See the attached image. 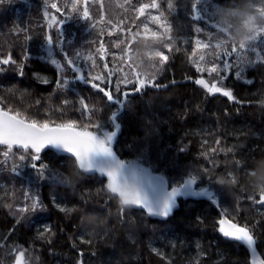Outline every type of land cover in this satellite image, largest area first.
Returning a JSON list of instances; mask_svg holds the SVG:
<instances>
[{
    "label": "trees",
    "instance_id": "trees-1",
    "mask_svg": "<svg viewBox=\"0 0 264 264\" xmlns=\"http://www.w3.org/2000/svg\"><path fill=\"white\" fill-rule=\"evenodd\" d=\"M212 1L202 0L197 9L211 23L226 28V33L210 27L204 19H195L192 8L195 0H132L127 12L120 7L121 0H90L92 21L74 15L65 19L62 26L54 24L51 29L45 12H53L58 18L60 14L50 4L57 3L66 13L65 5L70 6V0H0V57L10 54L16 61L4 65L0 71V103L6 110L18 111L28 86L49 88L61 78L70 81L68 76L76 75L66 66L56 47L57 37L63 40L64 50L84 69L87 77L91 76L89 69L99 68V73L104 74L108 69L116 71L123 66L131 71L133 78L136 73L141 78L154 73L157 83L182 80L166 89L143 88L141 92H133L135 84H123L122 75L116 71L110 84H101L115 92L120 82L121 92L130 93L128 103L118 112L120 128L113 141L114 151L127 162L165 176L170 187L190 173L198 174L197 189L206 187L216 197L215 203L205 198L181 197L178 208L167 217L149 215L129 206H123L121 212L119 198L106 190L107 179L78 171L72 156L41 150L37 163L47 165L41 177L31 167L32 153L14 146L4 162L3 152L8 149L0 145V264H17V258L20 264H252L253 258L264 259V204L250 199L258 200L260 188L264 187V182L258 179L264 172V33H256L258 28H264V23L247 24L249 15L264 14L260 11L264 0ZM153 2L158 7H150L152 14H159L170 25L167 35L152 36L153 31L163 32L159 25L150 24L145 31L141 25L121 24L132 9L135 11L132 14L139 15L142 4ZM101 5L113 24L131 31L124 34L117 30L107 35L112 26L98 22ZM58 29H62V37ZM241 30L243 35L237 38L236 33ZM49 32L54 38L51 57L63 61L64 72L60 74L53 68H30L19 57V54L49 55L44 39ZM26 35L31 39H25ZM253 35L257 39L248 42L249 46L239 56L230 59L234 65L232 73L238 67L243 74L237 77L225 71V78L218 82V86L232 91L236 102L221 93L210 94L194 83L201 74L196 72L193 60L204 55L201 64L208 66L223 52L215 47L219 41L226 42L225 48L230 50L232 41L238 45ZM124 36V43L116 48L115 42ZM197 40L210 47H197ZM101 41L107 49L103 61L96 51ZM166 44L172 45L171 51ZM153 50L168 56L164 65H160L158 57L151 58ZM75 52L80 56L76 57ZM89 56L95 60V66ZM104 63L110 68L104 69ZM203 77L209 83L214 82L207 73ZM70 84L91 90L99 97L100 101H96L85 93L89 108L100 109L92 119L102 123L104 131L112 130L108 118L118 106L110 105L92 87L81 82ZM54 98L59 99L56 111L62 122H87V114L81 112V98L70 87H57ZM65 100L69 101L67 105L63 104ZM212 148L218 150L212 152ZM20 155L26 159L19 160ZM14 165L16 171L12 170ZM57 174L71 177V183H62ZM233 178L236 183L227 182ZM219 179L226 183H217ZM26 193L30 197L38 196L44 209L20 212L18 209L32 202L26 199ZM223 212L252 229L255 257L245 246L218 231L217 221ZM46 228L50 231L41 236Z\"/></svg>",
    "mask_w": 264,
    "mask_h": 264
},
{
    "label": "snow or ice",
    "instance_id": "snow-or-ice-1",
    "mask_svg": "<svg viewBox=\"0 0 264 264\" xmlns=\"http://www.w3.org/2000/svg\"><path fill=\"white\" fill-rule=\"evenodd\" d=\"M202 3V0H195V3L192 4L193 10L197 9V6ZM156 8L158 7L155 2L151 5H142L138 11L141 16L145 14V10L148 7ZM172 5L170 4L169 7ZM82 7V11L80 8ZM121 7H123L121 5ZM50 8L54 9L56 13L60 14V18L56 15H50L48 12H45V16L51 21L48 24V28L51 29L54 24L63 25L65 19H71L75 15L81 20L92 21L94 18L89 9V0H70L69 4L65 5L67 12L61 11V7L53 2L50 4ZM261 12H264V8L260 9ZM196 19H201L200 15H197ZM214 21V16L211 17ZM99 23H106L112 26L111 30L107 35L111 36L115 31H131L130 28L122 29L120 24H113L112 21L105 20L103 15V7L101 5V13ZM152 22L158 24L163 28L162 33L156 31L152 32V36L159 38L167 35L171 28L166 21H162L159 16H153ZM123 21H121V24ZM93 28L95 24L91 25ZM217 26V25H216ZM144 30L148 31V24L143 25ZM218 27V26H217ZM220 32H227V29L220 26L218 27ZM22 31H27L26 29H21ZM60 36H63L62 29H58ZM257 34L264 33V28H258L256 31ZM103 34V31L101 32ZM25 39H31L30 36H25ZM49 57L52 56V46L54 44L53 35L49 32L44 36ZM168 39H171L169 36ZM257 39L256 35H253L252 38L246 42L237 43L232 41L231 49L225 48L224 41H219L215 47L223 49V52L215 57V59L210 62L208 66H204L201 62L205 61V56L200 55L198 60H193L192 63L195 67L197 73H200V77L194 80V83L201 86L208 93H221L223 96L227 97L229 100L236 102V97L233 95L231 90H227L224 87L218 86V82L225 77L223 73L225 71L229 74H234L237 77H240L243 74V70L237 67L235 73H232L234 65L230 62L231 57L239 56L242 50H245L249 46L248 42L255 41ZM95 43V42H94ZM124 43V40H119L115 42L114 46L119 48L121 44ZM56 47L59 48L60 53L63 55V59L67 67L75 72H81V69L76 66L74 59L64 50L63 40L60 37H57L55 40ZM197 47L207 49L210 47V44L203 43L200 40L196 41ZM165 47L171 51L172 45L166 44ZM99 53V59L105 60V54L107 49L105 48L104 43L99 42V47L96 49ZM76 57L80 56L79 52H75ZM193 55H195V50H193ZM159 58L160 65H164L168 56L161 51H155L152 53L151 58ZM224 57H228V60H225ZM88 59L93 60V66H95V60L92 56H89ZM219 61V62H218ZM50 62L57 67H60V64L57 59L52 58ZM9 54L6 57H0V71L3 70L4 65L15 64ZM109 65L107 63L103 64L104 69H108ZM207 73L209 77L212 78L214 82L209 83V80L203 77V74ZM19 75H23V67H20ZM112 73L106 72L101 75L88 76L85 77L81 73L78 77L84 83L89 84L93 89H96L98 92L103 94V97L106 98L107 102L110 105L118 106L117 111H114L108 118L109 123L112 126V130L104 131V125L99 121H93L92 116L95 115V112L100 111L95 107L89 108V105L84 102L83 99L80 100L81 112L87 114V122L79 123L76 120H67L60 123H56L49 119L39 121L37 119L29 118L23 115L20 111H13L12 109H5L0 107V145L6 146L7 151L3 152L5 161L9 156V152L12 147L18 146L19 148L25 150V152L32 153L30 159L32 160L31 167L36 169L39 175L42 177L44 170L47 169V165L37 161L40 160V152L46 147L50 146L52 148L61 150L67 154H70L74 160L75 165L78 171L83 172H99L107 178L106 190L114 196H117L120 200L122 206L121 212L123 211V206H139L143 209H146L149 215L167 217L172 212L173 208L176 206V201L178 197H199L205 196L208 197L211 201L216 202V197L213 192H211L206 187H194L198 184L200 177L198 174H188L186 179H182L175 186H172L170 190L166 186V182L159 176L153 175L148 169L139 166L135 162H126L117 157L116 153L113 151V141L116 137L120 124L117 122L118 112L122 110L125 105L128 103L129 92H121L119 83L117 82L115 87V92L105 87H101L102 83H111ZM156 76L155 74H145L141 78L139 73H136L135 80H129L125 77L124 83H134L135 87L133 92H140L143 88L152 86V87H161V85L155 83ZM100 81V83H96ZM47 83V80L43 81ZM58 86H66L67 82L63 79L59 80ZM115 93H120L117 96ZM69 103L68 100L63 101L64 105ZM95 129V131L93 130ZM207 143V141H205ZM216 144L219 145V141H216ZM217 148H212L210 151L216 152ZM223 151V149H219ZM231 151V149H228ZM207 158V154H205ZM26 159L25 155H20L19 160L23 161ZM17 166H13L12 170L16 171ZM205 173L208 172V169L203 170ZM252 174H255L253 172ZM60 177L62 183L70 184L71 177L63 176L62 174H57ZM230 183H236L235 178ZM219 184H224L226 181L224 179H219L217 181ZM31 199L30 205H25L24 207L18 209L20 212L27 211H42L44 209L43 203L40 201L38 196H29L26 193V199ZM255 203L264 204V187L260 188L259 199L256 200L255 197H250ZM55 202V201H54ZM59 207V206H58ZM61 211H66V209L61 208ZM218 231L225 237L230 238L233 241L238 242L240 245L245 246L247 250H250L253 257L256 254L255 248V237L252 229L248 225H240L235 222L233 218H229L226 212L221 214V218L217 221ZM50 229H44L40 233L43 236L44 232H49ZM24 253L20 252V257ZM17 264H20L19 258H17ZM252 264H264V259L257 261L255 258L252 260Z\"/></svg>",
    "mask_w": 264,
    "mask_h": 264
},
{
    "label": "rangeland",
    "instance_id": "rangeland-1",
    "mask_svg": "<svg viewBox=\"0 0 264 264\" xmlns=\"http://www.w3.org/2000/svg\"><path fill=\"white\" fill-rule=\"evenodd\" d=\"M204 2L211 3L213 1L212 0H204ZM89 3H90V0H89ZM28 4L30 5L29 1H28ZM30 7H31V5H30ZM48 13L50 15H54L53 12L48 11ZM201 13L204 14L203 11ZM103 15H104L105 20H109L110 19L105 13H103ZM153 16H159V14H157V13L150 14V18L149 19L151 21L150 22L151 23V27L155 26V25H158V24L152 22V17ZM204 17H206V16H204ZM161 20L163 21V19H161ZM145 23L146 22H141L140 23L142 28H144L143 25ZM259 23H264V14H261L259 16L249 15L247 17V24H249L251 26H255V25H258ZM155 27H157V26H155ZM125 38L126 37H124V38L122 37L120 40H124ZM153 51L155 52V50H153ZM154 52H151V55ZM128 53H132V52L129 50ZM19 57L22 60H24L26 62V64L28 65V67H30V68L31 67H34V68H47L48 67V68L56 69V71L59 74L61 72H64L63 61H61L60 59L55 58V59L58 60V62L60 64V67H57L56 65H53L50 62L52 57H49V55L33 56V55H30V54H21V56H20V54H19ZM228 59L229 58L226 57V60H228ZM77 65H79V64H77ZM115 70L118 71V73H120V75H122V77H123L122 81L125 80V77H127V79H129V80H131V78H133L130 75L131 71L129 69L126 70L123 66L119 67L118 69L116 68ZM109 71L112 73V77H113L114 76V72H116V71H111V69H108V72ZM99 72H100L99 68H97V69H89V73H90L91 76L101 75ZM75 74H76V72H75ZM77 76H75V75H72L70 77L68 76L67 79L70 80V81H67L64 78H61V79L65 80L67 82L66 86L70 87L72 91H75V93L78 96H80V98L83 99L85 103L88 104V100H87L88 97L85 96V93H87L88 96L91 95L96 101H100L99 97L96 96L95 94H93V91H91V90L89 91L88 89H85L83 87L77 88V87H75V85H71L70 84V83H72V84L76 83L75 82V78ZM133 79L135 80V78H133ZM123 84L132 85L133 83H124L123 82ZM57 87H59L58 83L53 85L52 87H49V88L36 87V86H32V85L28 86L27 89H26L25 95L22 96V98H23L22 105L18 108V111H20L23 115H25V116H27L29 118L37 119L39 121H43L45 119H49L51 121L54 120V121H57L59 123L62 122V118H60L57 115V111H56L57 107L59 106V99L54 98V92H55ZM108 88H110V86ZM139 166H141V165H139ZM255 259L257 261H259L258 258H255Z\"/></svg>",
    "mask_w": 264,
    "mask_h": 264
},
{
    "label": "flooded vegetation",
    "instance_id": "flooded-vegetation-1",
    "mask_svg": "<svg viewBox=\"0 0 264 264\" xmlns=\"http://www.w3.org/2000/svg\"><path fill=\"white\" fill-rule=\"evenodd\" d=\"M122 2H120L121 4H120V7H121V5L123 6L122 8H123V10L124 11H126L127 12V9H129L128 8V6L131 4V2H132V0H121ZM142 5H149V4H142ZM141 5V6H142ZM140 6V7H141ZM139 7V8H140ZM151 7V6H150ZM150 7H148L146 10H145V14L143 15V16H141L140 15V13H139V15H134V14H132V13H135V11L132 9V12L130 11L129 12V14L126 16V18H124L123 19V23H125L124 25H126V24H131V25H135V26H138V25H140V23L141 22H146L147 24H148V27L150 26V14H152V12H151V8ZM141 17V18H138V17ZM201 19H204L207 23L209 22V20L206 18V17H204L203 15H202V17H201ZM122 29H128L126 26H123V28ZM127 32V30H125L124 31V34ZM125 37V36H124ZM123 37V38H124ZM132 41H135L134 40V38L132 39ZM75 72V71H74ZM78 74H77V72H76V75L75 76H77ZM86 76V75H85ZM87 77V76H86ZM81 83L82 84H85L83 81H81ZM156 84H161V85H165L166 86V88H167V84L166 83H164V82H155ZM165 88V89H166ZM141 92V91H140Z\"/></svg>",
    "mask_w": 264,
    "mask_h": 264
},
{
    "label": "water",
    "instance_id": "water-1",
    "mask_svg": "<svg viewBox=\"0 0 264 264\" xmlns=\"http://www.w3.org/2000/svg\"><path fill=\"white\" fill-rule=\"evenodd\" d=\"M197 15H200V16L202 17V14L199 13L198 9L195 10V19H196ZM197 20H199V19H197ZM208 23H209V25H210L211 27H213V28H217V26H216L217 24H216V23H211V22H208ZM77 67H79V68L81 69V72H78V77L81 75V73H82L83 75H85V74H84V70L81 68V66H77ZM78 77H77L75 80H77V81H82V80H80ZM87 85H89V84H87ZM159 85H161V84H159ZM89 86H90V85H89ZM145 88H149V89H152V90H161V89H165L166 86H165V85H161V87H152V86H148V87H145ZM0 107H3L1 103H0ZM15 147H18V146H15ZM18 148H19V147H18ZM46 149H51V150H53V151H55V152H57V153H64V154H67V153H65V152H63V151H61V150H58V149L52 148V147H50V146H46V147H44L42 150H46ZM68 155H70V154H68ZM116 155H117V154H116ZM70 156H71V155H70ZM117 157H118L119 159H121L118 155H117ZM121 160H122V159H121ZM148 170H149V169H148ZM149 171H150L153 175L161 177V178L166 182V186H167L168 189L170 190L171 187H169L168 182H167V179H166L164 176H162V175L159 174V173L152 172L151 170H149ZM89 173H96V174H99V175L102 176V177H105L104 175H102V174L99 173L98 171H97V172H89ZM105 178H106V177H105ZM106 179H107V178H106ZM194 187H196V186H194ZM182 197H183V196H182ZM179 198H181V197H178V198H177L176 206L173 208L172 211H174L176 208H178V199H179ZM183 198H195V199H203V198H205V199L210 200L208 197H205V196H199V197L189 196V197H183ZM212 202H213V201H212ZM213 203H215V202H213ZM129 207H133V208H136V209H141V210H144L145 212H147L146 209H143V208H141V207H139V206H129Z\"/></svg>",
    "mask_w": 264,
    "mask_h": 264
},
{
    "label": "clouds",
    "instance_id": "clouds-1",
    "mask_svg": "<svg viewBox=\"0 0 264 264\" xmlns=\"http://www.w3.org/2000/svg\"><path fill=\"white\" fill-rule=\"evenodd\" d=\"M241 35H243V30H241L240 32L236 33L237 38H239ZM258 179H259V181L264 182V172H261L258 175Z\"/></svg>",
    "mask_w": 264,
    "mask_h": 264
},
{
    "label": "bare ground",
    "instance_id": "bare-ground-1",
    "mask_svg": "<svg viewBox=\"0 0 264 264\" xmlns=\"http://www.w3.org/2000/svg\"><path fill=\"white\" fill-rule=\"evenodd\" d=\"M178 82H182V80L171 79V80H168V81L166 82V84H167V87H168V86L174 85V84H176V83H178Z\"/></svg>",
    "mask_w": 264,
    "mask_h": 264
}]
</instances>
